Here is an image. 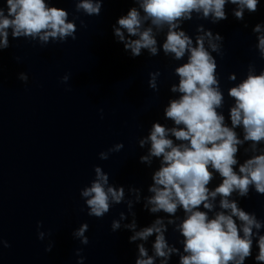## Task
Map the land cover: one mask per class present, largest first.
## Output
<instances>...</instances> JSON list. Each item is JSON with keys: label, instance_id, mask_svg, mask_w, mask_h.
Masks as SVG:
<instances>
[{"label": "clouds", "instance_id": "1", "mask_svg": "<svg viewBox=\"0 0 264 264\" xmlns=\"http://www.w3.org/2000/svg\"><path fill=\"white\" fill-rule=\"evenodd\" d=\"M139 5L132 7L126 16L118 19L119 27L114 29L115 35L124 42L126 50L139 56L142 49H147L153 56L158 54L157 39L153 27L157 30L167 26L166 39L162 44L164 53L174 54L176 60H181L188 54L187 62L175 69L179 77L178 85L171 87L172 92L180 94L178 99L169 102L165 109V117L176 126L167 128L160 123H154L150 134L141 139L143 147L150 142L148 155L142 156V163H150L151 158H162L161 165L152 176L153 183L148 191L152 193L147 198L146 208L151 213L164 212L175 216L178 208H182L185 218L178 225L183 236V252L179 264H245L252 256L253 236L257 235L258 254L255 260L264 264V235L258 230L264 227V222L257 219L254 213H249L238 206L237 201L229 199L233 193L239 197H247L254 189L258 194H264V149L239 164L237 153L240 145L251 142L252 151L264 143V70L259 75L250 70L247 78L228 91L235 101L230 108L231 127L225 124V117L217 109L222 106L223 93L219 88L216 76L217 63L212 52L220 54L219 41L221 37L208 31H199L203 35L196 37L193 46L192 39L183 30H178L179 22L190 20L192 14H202L203 18H212L216 23L227 19L225 5H236L234 15L243 20L244 11L255 13L260 0H135ZM77 11L83 10L88 15H99L102 5L92 0H81ZM6 9V11H5ZM149 27H143L149 22ZM11 29L14 38L31 37L39 39L43 44L49 40L66 41L75 39L76 26L68 21V13L57 7H50L46 0H6V8H0V48L8 46V30ZM128 37L126 39L124 32ZM253 31L258 33L257 48L264 58V32L257 24ZM130 37H138L131 39ZM208 47H205V39ZM209 49L211 51H209ZM151 74L149 86L156 89V76ZM25 83L27 75L19 77ZM235 79V76L230 77ZM68 76L62 78L67 82ZM243 128V140L238 138L236 128ZM172 137L185 143L174 144ZM123 144H117L109 151H120ZM101 159H108V154L100 153ZM95 179L90 187L81 190L80 195L86 198L88 215L102 218L110 210L111 204L124 201V188L109 186V177L100 167H95ZM222 178L221 183L210 190L208 185L213 180V173ZM137 192L138 190H131ZM219 196V207L214 218H209L208 212L213 210L212 201ZM139 200V195H137ZM203 206L208 211L199 210ZM131 209L132 202H128ZM134 216V213H133ZM120 219L126 217L123 213ZM237 221L240 223L238 224ZM172 219L168 224H173ZM112 230L121 227L120 221L112 222ZM134 232L130 242L146 241L155 234L153 244L155 257L164 258L165 262L172 253L178 252L169 247L164 233L167 227L162 218L139 231H136V221L124 225ZM88 229L83 224L74 236L80 238L83 245L89 243L84 235ZM257 230V233L253 232ZM242 233V235H241ZM43 239V233L38 235ZM4 242V247H8ZM51 251V245L46 248ZM139 257L135 264H155V257L149 256L143 244L138 245ZM83 264V261H79Z\"/></svg>", "mask_w": 264, "mask_h": 264}]
</instances>
